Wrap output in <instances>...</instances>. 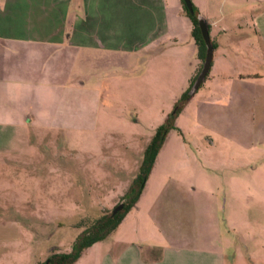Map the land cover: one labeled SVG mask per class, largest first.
Returning a JSON list of instances; mask_svg holds the SVG:
<instances>
[{"label":"rangeland","instance_id":"obj_1","mask_svg":"<svg viewBox=\"0 0 264 264\" xmlns=\"http://www.w3.org/2000/svg\"><path fill=\"white\" fill-rule=\"evenodd\" d=\"M250 1L204 5L212 66L186 101L202 65L189 50L174 67L169 56L128 67L84 65L86 88L69 90L68 119H35L20 151L0 149V264H42L69 252L87 226L122 202L168 116L173 124L143 190L107 240L225 248L236 255L225 264L257 255L264 247V72L246 75L260 71L256 45L240 53L217 45L255 36ZM77 96L85 104L80 122L71 118ZM87 252L72 264H92Z\"/></svg>","mask_w":264,"mask_h":264},{"label":"crops","instance_id":"obj_2","mask_svg":"<svg viewBox=\"0 0 264 264\" xmlns=\"http://www.w3.org/2000/svg\"><path fill=\"white\" fill-rule=\"evenodd\" d=\"M192 2L207 21L208 0ZM248 12L255 36H233L217 40V45L228 46L225 52L231 46L233 53L256 45L260 71L246 75L260 77L264 0L248 2ZM191 32L182 0H0V149L13 146L20 151V142L29 140L26 127L35 119H68L69 90L86 88V81L80 80L84 65L108 69L124 62L128 67L134 60L169 56L174 67L188 50L198 57ZM54 88L60 90L54 93ZM76 101L71 118L80 122L85 104L80 96ZM86 251L92 252V264H225L227 258L236 259L225 248L142 244L137 238L109 242L106 237ZM253 253L257 255L249 256L248 264H264V247ZM238 263L246 264L240 258Z\"/></svg>","mask_w":264,"mask_h":264},{"label":"trees","instance_id":"obj_3","mask_svg":"<svg viewBox=\"0 0 264 264\" xmlns=\"http://www.w3.org/2000/svg\"><path fill=\"white\" fill-rule=\"evenodd\" d=\"M182 3L186 14L192 22L191 33L197 45L198 57L200 60L203 61L206 47L197 23V15L199 14V12L193 3V13H190L188 11L183 0ZM195 77L196 75L194 76V78H192L188 90L183 93L182 98L185 101L190 98L188 91ZM172 124L173 116H168L165 123L160 125L156 129L154 135L145 147L143 152V159L139 165L138 172L130 182L127 191L122 196V208L116 213H112V211H110L109 213L102 214L100 217L96 218L78 235L69 252H53L49 256L47 264H72L81 256L85 249H87L93 243L106 238L117 227L118 223L120 222L123 216V213L131 205H133L140 196L147 175L150 172V169L155 161L156 155L161 146L163 145L168 130L172 126ZM42 264L46 263L44 262Z\"/></svg>","mask_w":264,"mask_h":264},{"label":"water","instance_id":"obj_4","mask_svg":"<svg viewBox=\"0 0 264 264\" xmlns=\"http://www.w3.org/2000/svg\"><path fill=\"white\" fill-rule=\"evenodd\" d=\"M185 3L186 8L188 9V11L190 13H193V6H192V1L191 0H183ZM197 23H198V27L200 29L203 41L205 43V56L204 59L202 61V65L201 68L199 70V72L197 73L188 93L189 96H193V94L197 91V89L199 88V86L201 85V83L205 80L210 66H211V62H212V55H213V44L211 42V38L209 35V29H208V24L207 21L205 19V17L201 14L197 15ZM123 206V203L120 202L113 210L112 213H116L118 210H120ZM48 262V261H47ZM46 262V264H47Z\"/></svg>","mask_w":264,"mask_h":264}]
</instances>
